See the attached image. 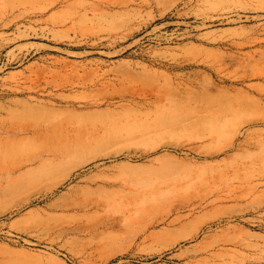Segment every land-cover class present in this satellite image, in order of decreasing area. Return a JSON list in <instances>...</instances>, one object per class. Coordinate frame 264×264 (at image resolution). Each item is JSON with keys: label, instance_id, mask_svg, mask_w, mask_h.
<instances>
[{"label": "rangeland", "instance_id": "1", "mask_svg": "<svg viewBox=\"0 0 264 264\" xmlns=\"http://www.w3.org/2000/svg\"><path fill=\"white\" fill-rule=\"evenodd\" d=\"M0 264H264V0H72L0 29Z\"/></svg>", "mask_w": 264, "mask_h": 264}, {"label": "bare ground", "instance_id": "2", "mask_svg": "<svg viewBox=\"0 0 264 264\" xmlns=\"http://www.w3.org/2000/svg\"><path fill=\"white\" fill-rule=\"evenodd\" d=\"M71 1L72 0H50L45 7L40 8L39 10L34 9L32 12H30V10L33 9L34 0H0V29L5 30L7 28H10L11 26H17L19 25V23L23 22L24 19L32 18L37 14L44 15L45 11L51 10L52 8H55L57 6H59L60 8H64V10L68 11ZM259 78L260 76L258 74H254V75L252 74L243 77V80L248 81ZM154 93L156 98H161L162 91L160 89L155 91ZM182 100H183V95L176 97L170 103V105L165 104L162 105L161 107L163 113L168 108H171L169 111H167L164 114L165 116L163 117V119L166 122H172L174 127L183 126L182 123L183 121L175 118L177 112L179 111V107ZM45 110L50 111V109H45ZM186 114H189V112H186ZM81 150H82L81 146H77L76 148H71L69 147V144L67 142H63L56 149H51L45 154L38 156V159L37 158L36 159L39 164L50 166L51 164L53 165L54 163L64 162L70 159L73 155L79 153ZM33 163L24 165L22 169H20L19 174H22L26 171L33 169L34 166L38 164V163L35 164ZM13 175L14 174L12 173H8L6 177L10 178ZM177 218H180V216L174 217L172 220H170V222L176 220ZM166 221L167 219H163L162 223H165Z\"/></svg>", "mask_w": 264, "mask_h": 264}]
</instances>
